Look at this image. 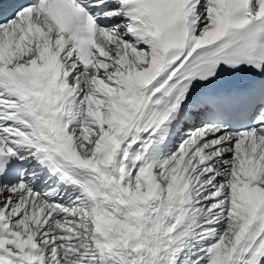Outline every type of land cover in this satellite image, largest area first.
Returning a JSON list of instances; mask_svg holds the SVG:
<instances>
[{
    "label": "snow or ice",
    "instance_id": "obj_1",
    "mask_svg": "<svg viewBox=\"0 0 264 264\" xmlns=\"http://www.w3.org/2000/svg\"><path fill=\"white\" fill-rule=\"evenodd\" d=\"M0 264H264V0H0Z\"/></svg>",
    "mask_w": 264,
    "mask_h": 264
}]
</instances>
